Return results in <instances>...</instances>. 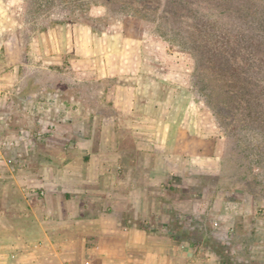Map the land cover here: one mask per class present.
Returning a JSON list of instances; mask_svg holds the SVG:
<instances>
[{"label":"crops","instance_id":"crops-1","mask_svg":"<svg viewBox=\"0 0 264 264\" xmlns=\"http://www.w3.org/2000/svg\"><path fill=\"white\" fill-rule=\"evenodd\" d=\"M65 37L62 49L56 27L35 40L46 42L45 63L71 54L81 79H134L146 68L145 34L129 18L102 32L68 23ZM4 52L9 66L23 62L19 30L5 38ZM148 83L116 84L106 95L114 113L75 97L50 99L61 112L39 115L36 107L35 157L18 172L17 195L0 194V264H222L214 252L189 253L193 243L164 220L166 207L182 216L189 186L223 173L214 132L205 134L195 100L165 112Z\"/></svg>","mask_w":264,"mask_h":264},{"label":"rangeland","instance_id":"rangeland-1","mask_svg":"<svg viewBox=\"0 0 264 264\" xmlns=\"http://www.w3.org/2000/svg\"><path fill=\"white\" fill-rule=\"evenodd\" d=\"M102 1H84L90 5L84 21L96 22L97 30H103L124 18L141 26L145 34L142 52L146 68L137 78L149 82L145 88L154 93V98L166 101L165 112L173 104L179 112L195 100L198 112L203 115L205 134L214 132L215 145L221 154L223 173L216 178H212V175L202 176L198 185L189 186L183 201L186 210L182 216H176L166 207L164 220L169 219L177 233L193 243L187 249L191 254L205 257L208 252H214L221 258L222 264H264V196L259 194L264 190V164L254 167L259 177L256 179H260L258 183L251 179V174L248 175L249 179H242L252 168L249 161L251 155L239 144L237 136H229L230 131L217 120L207 105L201 90L202 74L195 69L193 55L176 42L160 36L155 23L132 15L120 16L119 11L111 16ZM218 2L222 6H230V9L216 14L217 27L219 30L227 28L231 36L245 42V52L248 54L244 59L241 55L245 52L237 46H232L230 50L232 55H239L246 61L247 71H250L254 63L249 55L259 50L252 43V34L259 24L264 42V0ZM73 5L74 2L64 3L62 0H0V140L14 141L13 145L2 149L0 156V194L6 190L17 195L18 172L24 163L35 157L33 148L37 137L33 115L38 106L39 115L48 112L51 107L61 112L64 111L62 107L50 99L70 100L75 97L76 100L84 99L82 102L92 110L114 113L106 95L113 92L116 84L137 79H81L72 68L71 54L65 51L58 55V62L43 61L40 51L46 42H38L35 37L56 27L61 49L64 48L68 24L65 19L77 16L67 15ZM244 7H249L255 14L243 11H240L241 15L238 14L237 11ZM17 30L22 34L25 52L23 62L12 67L5 57L4 40ZM242 66L245 63H240ZM246 131L234 130L240 137L246 136ZM43 142L49 141L43 139ZM52 144L58 145L54 141ZM51 152L61 154L54 150Z\"/></svg>","mask_w":264,"mask_h":264},{"label":"trees","instance_id":"trees-1","mask_svg":"<svg viewBox=\"0 0 264 264\" xmlns=\"http://www.w3.org/2000/svg\"><path fill=\"white\" fill-rule=\"evenodd\" d=\"M62 1L75 3L67 15L77 16L74 19L68 17L66 22L86 23L97 32L104 30H97L96 22L84 21L90 6L84 2L87 0ZM102 4L110 15L119 11L120 16L132 15L155 23L160 36L176 42L193 55L195 69L202 74L201 90L207 105L217 120L230 131L229 136H237L239 144L251 155L249 161L252 168L242 179H249L248 175L251 174V179L258 183L260 179H256L259 177L254 167L264 164V42L261 25L252 34V43L259 50L249 55L254 66L247 71V63L243 60L248 54L245 52V42L231 36L227 28L219 30L217 27L216 14L230 9V6H222L218 0H103ZM240 11L255 14L249 7L237 13L240 14ZM232 46L245 52L241 55L243 59L239 55H232ZM240 63H245V66L240 67ZM237 129H246L247 135L240 137L239 133L234 132ZM259 192L264 196V190Z\"/></svg>","mask_w":264,"mask_h":264},{"label":"built area","instance_id":"built-area-1","mask_svg":"<svg viewBox=\"0 0 264 264\" xmlns=\"http://www.w3.org/2000/svg\"><path fill=\"white\" fill-rule=\"evenodd\" d=\"M13 144H14V141L13 140H9V139H2V140H0V156L2 155V149L4 147H9V146H11ZM30 191H32V190H30Z\"/></svg>","mask_w":264,"mask_h":264}]
</instances>
